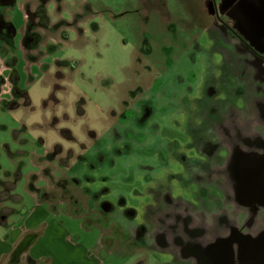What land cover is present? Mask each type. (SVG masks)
I'll use <instances>...</instances> for the list:
<instances>
[{
  "label": "rangeland",
  "instance_id": "rangeland-1",
  "mask_svg": "<svg viewBox=\"0 0 264 264\" xmlns=\"http://www.w3.org/2000/svg\"><path fill=\"white\" fill-rule=\"evenodd\" d=\"M7 16L0 178L22 162L20 183L100 233L101 249L77 233L100 264L194 254L187 218H230L264 164V0H18Z\"/></svg>",
  "mask_w": 264,
  "mask_h": 264
},
{
  "label": "crops",
  "instance_id": "crops-1",
  "mask_svg": "<svg viewBox=\"0 0 264 264\" xmlns=\"http://www.w3.org/2000/svg\"><path fill=\"white\" fill-rule=\"evenodd\" d=\"M17 1L0 0L1 97L7 94L5 87L12 85L8 82L9 78L2 77L1 73L16 69L18 63V58L13 54L8 42L9 38L15 36L16 31L11 18L7 16V11L14 7ZM23 4L21 7L26 21L27 13ZM11 57L16 61L15 65L4 66ZM17 84L19 86V81ZM256 150L264 151V147L258 146ZM263 162L264 159L257 163ZM19 166L22 169L24 164L20 162L15 172H5L4 177L0 178V264H100L101 259L96 251L79 239L77 234L81 231L93 235L96 231L93 236L101 249L103 246L99 242L100 233L95 229H86L78 218L55 211L46 199L38 194L37 185L27 186L26 182H21V192L19 184L26 176L17 169ZM247 171L248 177L244 182L250 187L245 191V199L236 201L230 197L226 198L228 201L231 199V202H226V205H231L228 207L230 218L218 216L207 228V217L203 213L192 214L191 217L196 220L195 225H192L194 221L191 217L187 218L189 229L201 230L202 237L200 240L191 239L186 236L188 229H185L182 248L187 250L186 247H192L194 254L187 255L179 264H264V164H249ZM62 217L70 219L72 225H66ZM231 218L233 223L229 222ZM196 242H208L203 247L201 261ZM142 243L150 255L167 260L164 256L167 252L159 246L164 252L156 253V242ZM178 257L173 264H178Z\"/></svg>",
  "mask_w": 264,
  "mask_h": 264
},
{
  "label": "trees",
  "instance_id": "trees-1",
  "mask_svg": "<svg viewBox=\"0 0 264 264\" xmlns=\"http://www.w3.org/2000/svg\"><path fill=\"white\" fill-rule=\"evenodd\" d=\"M14 84H15V83H14ZM17 91H18V90H17V87L13 86V95H14L15 97H17V96L20 97V96L22 95V94H21L22 92L19 91L20 93L17 94ZM9 103H11V102H7V103H5L4 105H8Z\"/></svg>",
  "mask_w": 264,
  "mask_h": 264
},
{
  "label": "flooded vegetation",
  "instance_id": "flooded-vegetation-1",
  "mask_svg": "<svg viewBox=\"0 0 264 264\" xmlns=\"http://www.w3.org/2000/svg\"><path fill=\"white\" fill-rule=\"evenodd\" d=\"M213 4H214V3H213ZM36 14H37V12H36ZM33 15H34V14H33ZM216 16H217V18L219 19L218 14H217V11H216ZM156 247H158L157 242H156Z\"/></svg>",
  "mask_w": 264,
  "mask_h": 264
},
{
  "label": "built area",
  "instance_id": "built-area-1",
  "mask_svg": "<svg viewBox=\"0 0 264 264\" xmlns=\"http://www.w3.org/2000/svg\"><path fill=\"white\" fill-rule=\"evenodd\" d=\"M0 91H2V89H1ZM0 98H1V100H2V97H1V92H0Z\"/></svg>",
  "mask_w": 264,
  "mask_h": 264
}]
</instances>
